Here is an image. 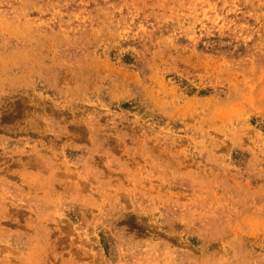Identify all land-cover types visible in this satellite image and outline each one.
Masks as SVG:
<instances>
[{
	"label": "rangeland",
	"instance_id": "obj_1",
	"mask_svg": "<svg viewBox=\"0 0 264 264\" xmlns=\"http://www.w3.org/2000/svg\"><path fill=\"white\" fill-rule=\"evenodd\" d=\"M0 264H264V0H0Z\"/></svg>",
	"mask_w": 264,
	"mask_h": 264
}]
</instances>
